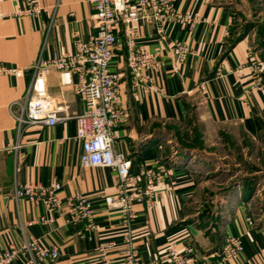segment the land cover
Instances as JSON below:
<instances>
[{
  "label": "crops",
  "instance_id": "0c3cea01",
  "mask_svg": "<svg viewBox=\"0 0 264 264\" xmlns=\"http://www.w3.org/2000/svg\"><path fill=\"white\" fill-rule=\"evenodd\" d=\"M25 2L0 1L5 14L0 18V65L19 71L0 76V248L19 243L21 224L32 222L24 228L26 235L57 247L59 252L56 259L38 264H99L96 247L103 242H113L110 258L115 264H122L120 214L105 203L106 197L116 193L115 172L81 166V142L73 140L74 120L54 127L31 125L18 133V123L13 117L20 111L19 104L32 75L30 66L37 56L42 53L43 57H49L59 49L73 52L76 40L87 41L94 30L91 20L94 11L88 0H39L44 9L41 13L14 15L24 8ZM235 2L174 0L176 10L195 14L199 21L191 31L172 27L165 41L157 38L151 23L143 20L135 23L137 43L150 51L157 48L162 55L166 54L167 47L175 41H187L191 49L177 70L163 58L156 78L162 95L151 93L144 85L132 86L122 30L117 34L119 42L109 69L119 74L127 112L115 130V149L131 157L134 174L155 161L172 169V177L159 187L161 195L154 207L147 210L140 204L133 206L137 215L132 225L134 245L142 262L156 258L164 264V251L170 242H175L179 250L191 247L196 264L220 262L219 252L224 243L217 244L212 234L205 235L184 210L197 187L195 164L168 155V141L160 126L182 125L192 114L199 113L202 122L237 125L254 141L264 135V72L258 85L246 71L236 72L247 63L251 53L264 66V46L255 43L258 24L234 42L235 8H245ZM56 3L58 6L53 9ZM252 3L258 14L264 13V0ZM46 92L57 105L66 106L69 115L85 110L83 99L72 88L62 86L56 72L47 77ZM17 141L18 149L9 151ZM52 182L61 184L57 193L61 212L54 216L53 222L40 223L39 218H48L50 214L41 205L16 200L13 188L15 184ZM171 182L173 190L165 191V184ZM76 192L87 196L95 208L98 229L91 241L78 234L83 222L67 221L70 209L66 198ZM226 210L228 217L222 218L216 232L224 239L238 236L244 250L236 259L223 264H264V225L257 224L250 202H243L235 193L226 202ZM12 264H24V259Z\"/></svg>",
  "mask_w": 264,
  "mask_h": 264
},
{
  "label": "built area",
  "instance_id": "2783aa9c",
  "mask_svg": "<svg viewBox=\"0 0 264 264\" xmlns=\"http://www.w3.org/2000/svg\"><path fill=\"white\" fill-rule=\"evenodd\" d=\"M3 1V0H0ZM15 1V0H8ZM174 0H88L93 9L91 20L93 32L87 41H75L74 51L55 50L49 57L42 53L31 64V79L25 94L19 104L20 111L13 114L18 133L27 126L44 125L54 127L67 120H74L76 132L74 141L81 142L82 153L80 164L84 168H109L115 172L117 183L116 193L105 198V203L111 209L119 212L123 231L122 264H160L154 258L150 262H142L134 245L132 225L137 215L133 206L143 205L145 208L154 207L161 195L159 187L172 177V169L165 164L155 161L143 167L138 173L132 172V159L129 155L115 149V130L125 117L126 108L119 86V74L111 72L113 51L119 40L120 29L123 33L126 49V66L133 87L144 85L151 93L162 95V89L156 84L163 58L168 59L177 70L184 64L191 52L187 41H175L167 47L166 54L159 49L148 50L136 41L138 31L135 23L146 21L153 25L155 35L160 41H165L168 31L174 26L186 27L189 31L195 28L199 18L195 14L182 13L174 8ZM58 6L55 4L54 8ZM43 7L39 0H26L22 10L14 15L35 16ZM0 7V18L4 17ZM54 12L51 14V27ZM261 63L252 53L244 66L236 72L246 71L252 81L258 85L261 81ZM17 69H8L0 65V76L18 73ZM58 73L60 84L72 88L85 102V110L80 114L69 115L66 106L57 105L47 96L46 80L51 73ZM155 81V82H154ZM18 141L9 151H16ZM165 191L173 190V183L165 184ZM13 197L16 200H26L32 205H41L50 214L48 218H39L40 223H51L54 216L61 212V200L57 193L61 184L52 182L50 185L26 183L15 184ZM69 206L70 223L83 222V228L78 233L80 238L91 241L93 233L98 229L95 223V208L89 198L81 193H73L66 198ZM32 222L21 224L22 239L19 243H9L0 248V264H12L19 258L24 264H38L52 261L59 256L58 248L47 246L39 239L28 236L24 228ZM164 251V264H196L193 249L189 246L182 250L175 242L168 243ZM113 242H103L96 247V260L99 264H115L110 258ZM244 250L238 236H228L220 248L219 264L236 259Z\"/></svg>",
  "mask_w": 264,
  "mask_h": 264
},
{
  "label": "rangeland",
  "instance_id": "374dc122",
  "mask_svg": "<svg viewBox=\"0 0 264 264\" xmlns=\"http://www.w3.org/2000/svg\"><path fill=\"white\" fill-rule=\"evenodd\" d=\"M235 1L245 8H235L234 39L258 24L255 43L264 46V13L258 14L253 0ZM160 127L168 141V155L195 164L197 187L184 210L205 235L212 234L217 244L225 242L216 231L222 218L228 217L226 202L249 189L251 198L243 202H250L257 224L264 225V135L254 141L237 125L202 122L199 113L185 124Z\"/></svg>",
  "mask_w": 264,
  "mask_h": 264
},
{
  "label": "trees",
  "instance_id": "16d2710c",
  "mask_svg": "<svg viewBox=\"0 0 264 264\" xmlns=\"http://www.w3.org/2000/svg\"><path fill=\"white\" fill-rule=\"evenodd\" d=\"M245 34H243L241 37L236 38L234 40V42L236 43L238 40H240L241 38H243V36H245ZM251 195H252V190L249 189V190L243 191V193H241V196L240 197H241V200L242 201H247L248 199L251 198Z\"/></svg>",
  "mask_w": 264,
  "mask_h": 264
}]
</instances>
